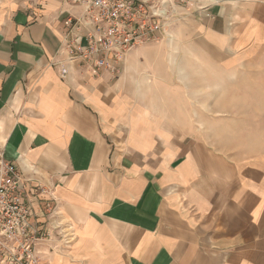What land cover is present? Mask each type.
Instances as JSON below:
<instances>
[{
    "label": "crops",
    "instance_id": "crops-1",
    "mask_svg": "<svg viewBox=\"0 0 264 264\" xmlns=\"http://www.w3.org/2000/svg\"><path fill=\"white\" fill-rule=\"evenodd\" d=\"M182 1L178 23L212 65L243 63L264 39V0ZM74 12L65 0H0V151L61 230L42 264H264V139L232 153L158 139L162 126L138 123L147 111L126 116L127 75L65 62Z\"/></svg>",
    "mask_w": 264,
    "mask_h": 264
},
{
    "label": "rangeland",
    "instance_id": "rangeland-1",
    "mask_svg": "<svg viewBox=\"0 0 264 264\" xmlns=\"http://www.w3.org/2000/svg\"><path fill=\"white\" fill-rule=\"evenodd\" d=\"M178 20L177 11V24L141 49L134 71L115 74L116 80L129 79L126 116L147 111L138 123L162 126L152 131L158 139L160 134L172 141L200 137L226 153L247 152L264 139V39L245 62L212 65L214 56L199 54L197 40Z\"/></svg>",
    "mask_w": 264,
    "mask_h": 264
},
{
    "label": "built area",
    "instance_id": "built-area-1",
    "mask_svg": "<svg viewBox=\"0 0 264 264\" xmlns=\"http://www.w3.org/2000/svg\"><path fill=\"white\" fill-rule=\"evenodd\" d=\"M75 12L63 23L61 49L71 67L117 74L137 48L163 37L182 0H65ZM60 66V65H59ZM61 73H67L61 68ZM28 181L0 151V264H42L40 248L59 233L56 207L34 205ZM39 211H37V209ZM54 225V230L50 228ZM57 233V234H56ZM70 241L66 237L64 245Z\"/></svg>",
    "mask_w": 264,
    "mask_h": 264
}]
</instances>
